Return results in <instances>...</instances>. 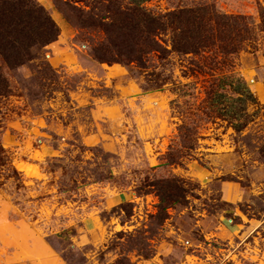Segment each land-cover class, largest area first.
I'll list each match as a JSON object with an SVG mask.
<instances>
[{
    "label": "rangeland",
    "instance_id": "obj_1",
    "mask_svg": "<svg viewBox=\"0 0 264 264\" xmlns=\"http://www.w3.org/2000/svg\"><path fill=\"white\" fill-rule=\"evenodd\" d=\"M36 1L61 34L3 65L0 264H264V0H148L211 45L123 63L132 0Z\"/></svg>",
    "mask_w": 264,
    "mask_h": 264
},
{
    "label": "trees",
    "instance_id": "obj_2",
    "mask_svg": "<svg viewBox=\"0 0 264 264\" xmlns=\"http://www.w3.org/2000/svg\"><path fill=\"white\" fill-rule=\"evenodd\" d=\"M132 1L133 13L127 11L115 21V33L119 36L111 39L110 47L99 48V57L103 52L111 53L113 56L109 61L123 63L141 61L146 52L160 55L171 51L198 53L211 45L210 35L204 29L206 18L202 15V7L154 14L143 7V3L148 0ZM145 29L150 34L148 41L143 37ZM168 31L172 34L170 50L163 46L159 37ZM60 34L58 23L36 0H0V96L11 93L3 65L9 69L23 66L34 58L35 51H41L56 41ZM114 51L117 54L114 55ZM244 91L249 92L247 88ZM161 199L164 201V198Z\"/></svg>",
    "mask_w": 264,
    "mask_h": 264
},
{
    "label": "crops",
    "instance_id": "obj_3",
    "mask_svg": "<svg viewBox=\"0 0 264 264\" xmlns=\"http://www.w3.org/2000/svg\"><path fill=\"white\" fill-rule=\"evenodd\" d=\"M50 1V3H51V0H49ZM45 2V0H43V3ZM47 6V5H46ZM48 7V6H47ZM64 33V32H63ZM91 222H95V221H91ZM87 224H91L89 221L87 222ZM20 236V235H22V233H20V234H17V236ZM15 239H17V238H15L14 237V240ZM17 240H19V239H17ZM31 243V242H30ZM29 245H31L32 247H33V249H31L30 251H34L35 253H40V254H43L44 253V250H46V248L44 247V245H43V242H39L37 245H35V244H29ZM49 252V251H48ZM32 253V252H31ZM53 256V257H52ZM52 256H48V257H42L41 259H40V261L39 262H36V264H50L49 263V260L48 259H54L53 261H54V263H52V264H64V263H62L57 257H55L54 255H52Z\"/></svg>",
    "mask_w": 264,
    "mask_h": 264
}]
</instances>
